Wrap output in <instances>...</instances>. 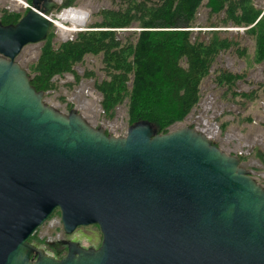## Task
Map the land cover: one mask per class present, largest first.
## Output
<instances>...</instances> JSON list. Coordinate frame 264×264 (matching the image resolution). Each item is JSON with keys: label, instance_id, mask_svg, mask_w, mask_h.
Instances as JSON below:
<instances>
[{"label": "water", "instance_id": "obj_1", "mask_svg": "<svg viewBox=\"0 0 264 264\" xmlns=\"http://www.w3.org/2000/svg\"><path fill=\"white\" fill-rule=\"evenodd\" d=\"M59 8L31 0L0 22V264H264V186L238 156L191 127L139 120L113 137L44 102L15 58ZM56 210L68 235L97 225L100 246L30 244Z\"/></svg>", "mask_w": 264, "mask_h": 264}, {"label": "trees", "instance_id": "obj_2", "mask_svg": "<svg viewBox=\"0 0 264 264\" xmlns=\"http://www.w3.org/2000/svg\"><path fill=\"white\" fill-rule=\"evenodd\" d=\"M73 1L64 0L60 8L71 7ZM203 1L211 15H224L220 24L246 28L245 33L255 40L254 62L261 63L264 14L260 17L261 9L253 0H124L123 8L101 11L100 21L76 32L73 39L57 48L52 45V33H48L28 73L30 83L37 91L46 92L54 89L52 79L57 75L70 73L78 82L80 76L73 66L87 54H101L107 78L96 84V89L102 96L104 114L113 116L114 108L127 99L130 122L147 120L157 133H167L171 125L182 121L197 105L201 81L209 74L215 56L234 44L231 39L220 37V30L212 29L219 27L218 23L208 26L211 37L206 43L194 36L195 31H203L194 27H205L195 23ZM20 18L18 13L5 11L0 22L13 25ZM135 24L140 30L134 42L117 39L116 32ZM90 76L91 72L84 74ZM242 78L243 75L222 72L217 82L231 86ZM232 94L252 98L251 93ZM258 156L264 154L259 152Z\"/></svg>", "mask_w": 264, "mask_h": 264}, {"label": "rangeland", "instance_id": "obj_3", "mask_svg": "<svg viewBox=\"0 0 264 264\" xmlns=\"http://www.w3.org/2000/svg\"><path fill=\"white\" fill-rule=\"evenodd\" d=\"M60 5L64 0H54ZM156 0H149L154 2ZM205 1L198 8L195 18L197 25L194 30L201 29V33L194 32L199 40L207 42L211 37L210 23H218L220 37L231 39L234 44L227 50L218 53L209 69V74L201 81L200 98L191 112L179 122L168 128L173 131L183 127H191L207 135L213 142L227 154L240 158L241 166L245 168L257 183L264 186V60L254 62L255 40L252 35L245 33L244 27L226 26L220 24L223 14L211 15L204 6ZM256 7L261 9L260 17L264 14L263 0H253ZM30 6L27 0H0V16L3 12H14L21 15L26 13ZM125 6L124 0H74L71 7L88 13L86 23L70 31L69 23L59 26L54 23L49 32L52 33V45L57 48L60 43L73 39L78 31L87 30L88 27L101 20V11L119 9ZM70 8V7H68ZM66 8H59L51 15H56ZM140 29L137 25L116 32L117 39L135 41ZM48 35V34H47ZM44 41L25 45L15 60L29 73L36 63ZM73 70L80 76L75 82L72 74L64 73L55 76L52 81L54 89L46 91L44 102L62 114H68L72 105L83 119L93 128H102L108 135L124 137L130 122L127 112L128 101L125 99L113 110V116L104 114L101 108L102 96L96 89V84L107 78L103 69L102 55L87 54L83 60L73 66ZM91 72L92 76L84 77ZM243 75L242 79L231 86L218 83L220 73ZM32 74V73H31ZM236 93H251L252 98H245ZM250 96V97H251ZM102 235L97 225L77 228L72 234H66L62 228L59 210L37 228L30 237L29 243L41 249L45 254L59 258L67 252L66 242H76L85 248H98ZM57 252V253H56Z\"/></svg>", "mask_w": 264, "mask_h": 264}, {"label": "bare ground", "instance_id": "obj_4", "mask_svg": "<svg viewBox=\"0 0 264 264\" xmlns=\"http://www.w3.org/2000/svg\"><path fill=\"white\" fill-rule=\"evenodd\" d=\"M88 18V13L78 8H66L62 12L56 15L55 19H51L52 22L59 26L63 23H69L70 27L66 30H74L77 27L83 26Z\"/></svg>", "mask_w": 264, "mask_h": 264}, {"label": "built area", "instance_id": "obj_5", "mask_svg": "<svg viewBox=\"0 0 264 264\" xmlns=\"http://www.w3.org/2000/svg\"><path fill=\"white\" fill-rule=\"evenodd\" d=\"M263 3H264V0H263Z\"/></svg>", "mask_w": 264, "mask_h": 264}]
</instances>
